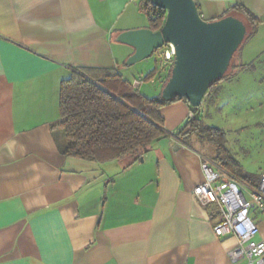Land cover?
Here are the masks:
<instances>
[{"label": "crops", "instance_id": "0c3cea01", "mask_svg": "<svg viewBox=\"0 0 264 264\" xmlns=\"http://www.w3.org/2000/svg\"><path fill=\"white\" fill-rule=\"evenodd\" d=\"M196 2L206 21L238 6L264 21V0ZM150 26L141 0H0V264H235L236 239L215 233L218 208L193 195L217 153L167 138L120 161L88 162L65 156L64 133L52 128L75 69H114L129 85L149 74L147 60L127 66L135 51L116 39ZM234 66L214 107L227 83L256 89L241 120L253 136L264 126V22ZM170 73L144 86L162 91ZM190 113L185 101L164 107L167 131ZM252 213L264 242V215Z\"/></svg>", "mask_w": 264, "mask_h": 264}, {"label": "trees", "instance_id": "16d2710c", "mask_svg": "<svg viewBox=\"0 0 264 264\" xmlns=\"http://www.w3.org/2000/svg\"><path fill=\"white\" fill-rule=\"evenodd\" d=\"M151 5L155 18L149 17L150 28L157 32L165 23L166 12L152 3ZM231 13L233 15L227 16L241 19L247 27L248 34L244 45L256 36L264 21L258 20L240 6ZM234 68L233 61L227 75L210 88L203 104L209 97V105L214 104L212 96L217 95L219 85L230 78ZM248 68H254V64ZM156 75L157 68L146 76V80L150 82ZM183 101L189 105L186 100ZM176 102L179 100L164 101L161 94L149 98L134 91L114 69H75L73 76L61 84V118L52 128L60 129L64 133L65 156L103 164L134 156L161 139L173 138L191 147L193 139L197 138L202 144L208 143L216 147L217 156L214 162L218 166L231 177L257 191L261 175L248 173L242 168L227 147V133L206 125L202 120L203 107L200 111L190 107L194 118L188 117L173 133L167 131L161 110Z\"/></svg>", "mask_w": 264, "mask_h": 264}, {"label": "water", "instance_id": "95a60500", "mask_svg": "<svg viewBox=\"0 0 264 264\" xmlns=\"http://www.w3.org/2000/svg\"><path fill=\"white\" fill-rule=\"evenodd\" d=\"M150 2L166 12L165 23L157 32L147 28L117 37V43L135 51L126 64L134 66L166 46H173L174 64L161 98L166 102L186 100L190 107L200 111L210 88L229 72L246 39L247 27L234 16L206 21L196 0Z\"/></svg>", "mask_w": 264, "mask_h": 264}, {"label": "built area", "instance_id": "2783aa9c", "mask_svg": "<svg viewBox=\"0 0 264 264\" xmlns=\"http://www.w3.org/2000/svg\"><path fill=\"white\" fill-rule=\"evenodd\" d=\"M141 1L147 16L155 18L150 0ZM154 55L160 65L158 74L172 70L175 58L173 46H166ZM146 82V77L142 76L130 86L140 92ZM189 118L193 119L194 114L190 113ZM201 168L205 181L193 190V195L201 206L218 208L221 220L215 226L216 235L236 239L237 244L229 250L231 261L235 264H264V242L257 241L260 229L251 217L252 211L264 215V172L261 174L259 189L255 191L208 160L203 161Z\"/></svg>", "mask_w": 264, "mask_h": 264}, {"label": "rangeland", "instance_id": "374dc122", "mask_svg": "<svg viewBox=\"0 0 264 264\" xmlns=\"http://www.w3.org/2000/svg\"><path fill=\"white\" fill-rule=\"evenodd\" d=\"M144 65L146 66L141 72L144 74L150 73L155 68H160L155 55L149 58ZM254 91H256V89L250 90L249 87L244 86L242 89L240 85L238 86L236 83H227L218 93L219 106L214 107L217 95L213 96V106L208 103L210 97L207 98L204 103L205 111H202L201 118L206 125L221 129L227 133V147L243 169L258 173L264 170V126L252 129L251 133L253 136H251V134L243 132L244 127L241 122L242 112H244L248 106L247 104L250 103V101L246 100L245 95L253 93ZM141 92L144 96L154 98L159 96L161 88H159V85L153 86L151 84H146L142 87ZM181 126L182 125L177 127L175 131ZM192 143L202 152L216 156L217 149L214 145L208 143L202 144L197 138H194ZM208 161L212 162L210 159H208ZM254 212L255 211H253V213ZM253 213L252 216H254Z\"/></svg>", "mask_w": 264, "mask_h": 264}]
</instances>
